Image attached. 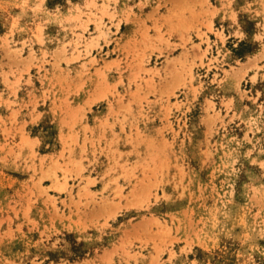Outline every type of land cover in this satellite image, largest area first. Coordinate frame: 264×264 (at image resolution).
<instances>
[{
  "label": "rangeland",
  "instance_id": "obj_1",
  "mask_svg": "<svg viewBox=\"0 0 264 264\" xmlns=\"http://www.w3.org/2000/svg\"><path fill=\"white\" fill-rule=\"evenodd\" d=\"M0 264H264V0H0Z\"/></svg>",
  "mask_w": 264,
  "mask_h": 264
}]
</instances>
